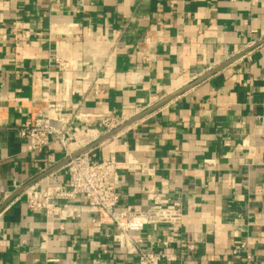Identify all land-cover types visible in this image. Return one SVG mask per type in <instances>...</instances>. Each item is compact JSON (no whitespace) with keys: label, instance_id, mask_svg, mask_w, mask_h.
Here are the masks:
<instances>
[{"label":"crops","instance_id":"1","mask_svg":"<svg viewBox=\"0 0 264 264\" xmlns=\"http://www.w3.org/2000/svg\"><path fill=\"white\" fill-rule=\"evenodd\" d=\"M45 92L67 112L125 119L89 145L145 165L120 171V207L180 204L176 230L134 233L144 250L264 264V0H0V264H138L96 213L26 208L24 187L67 186L58 142L22 151L19 129L45 113ZM75 123L78 141L97 135ZM240 242L250 259L231 254Z\"/></svg>","mask_w":264,"mask_h":264},{"label":"built area","instance_id":"2","mask_svg":"<svg viewBox=\"0 0 264 264\" xmlns=\"http://www.w3.org/2000/svg\"><path fill=\"white\" fill-rule=\"evenodd\" d=\"M78 24H68L62 32L71 35ZM145 61L149 60L144 55ZM63 71L64 63L59 62ZM62 91L64 100L68 98V88ZM43 101L46 102L44 114L28 119L19 129V136L23 139L24 152H42L52 142L56 141L63 149L66 163L62 170L67 177V186L47 185L42 187L39 183H33L22 189L21 195L25 199V206L29 211H43L48 217H56L61 220L78 219L84 212H93L98 215L96 225H112L117 234L113 237L119 247L128 254H134L138 258V264H172L176 256L166 249L159 251H146L141 246V239L134 233L143 230L146 226L159 224L171 225L177 229L182 223V209L179 203L171 207H150L137 210L131 206L120 207L117 186L119 173L122 169H144L145 165L134 159L118 162L110 153L108 157L98 159L95 148L89 145L99 137L116 130L125 119L115 113L102 112L98 114L70 113L63 109L60 102L49 101L48 93H43ZM75 122L98 125L97 135L92 141H78L73 129L80 132L84 127H78ZM17 189L19 186L14 185ZM81 196L82 203L76 202ZM62 227V226H61ZM192 249L193 245H187ZM247 243L240 242L233 245L232 255L242 254L246 259L251 256L247 252Z\"/></svg>","mask_w":264,"mask_h":264},{"label":"water","instance_id":"3","mask_svg":"<svg viewBox=\"0 0 264 264\" xmlns=\"http://www.w3.org/2000/svg\"><path fill=\"white\" fill-rule=\"evenodd\" d=\"M115 131H117V130H115ZM115 131H113V132L109 133V135H111V134H112V133H114Z\"/></svg>","mask_w":264,"mask_h":264}]
</instances>
